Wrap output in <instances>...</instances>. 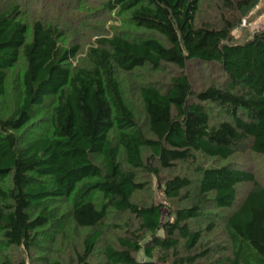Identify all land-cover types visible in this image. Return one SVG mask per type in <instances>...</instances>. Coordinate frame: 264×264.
<instances>
[{"label": "trees", "instance_id": "16d2710c", "mask_svg": "<svg viewBox=\"0 0 264 264\" xmlns=\"http://www.w3.org/2000/svg\"><path fill=\"white\" fill-rule=\"evenodd\" d=\"M18 2L0 5V264L43 237L40 264H264V185L236 161L264 159V28L235 37L260 0H103L115 25L78 64L77 38Z\"/></svg>", "mask_w": 264, "mask_h": 264}, {"label": "rangeland", "instance_id": "374dc122", "mask_svg": "<svg viewBox=\"0 0 264 264\" xmlns=\"http://www.w3.org/2000/svg\"><path fill=\"white\" fill-rule=\"evenodd\" d=\"M12 0H0V5H8ZM19 5H20V12H21V20L24 21L25 23H27V25L29 27L32 26L33 22L37 21V20H42L43 22H48V21H56L58 22L61 28H63L64 30H68V33L71 35V37L74 39V37L77 38V41H79L82 44V48L84 49L83 52L81 53L76 60V63H81L83 62V58L85 55V52L87 50V48L89 47L88 44V40L85 39L90 38L91 41H94L96 39V32L99 30H103V27H108L111 28L113 27V23H115V21L113 20L112 22H108V19L111 18L112 15L114 14H110V16H107V14H109L108 12H106V10H103L102 8L103 5V0H89V2L85 5L87 6H81L78 7L74 12L73 15L72 14H67L68 17L64 16V13L62 12L60 7H56V4L51 3L49 0H18ZM210 13H207L205 15L206 19H210L212 21L213 18H215L214 10L211 8ZM63 14H60V13ZM87 13V14H85ZM77 14V15H75ZM84 15L87 16H92L93 20H92V24L91 26H88V28L84 27V21L81 17H83ZM95 17V18H94ZM116 16H112V18H115ZM247 20L251 21V22H247V20H244L242 27H240L239 29L241 31H236L235 32V37L240 39L241 37L245 36L247 33H253L254 31L260 30L262 28H264V0H260V2L258 3L257 7L250 13V16L246 18ZM117 21H122L121 19L117 20ZM119 24V22H116ZM113 24V25H112ZM194 70V69H193ZM191 69L190 72H192L191 77L193 79V83L195 86V90L199 91L201 89L206 88L207 84H208V80L202 78L201 73L199 71H193ZM16 75L14 73H12L10 75V81H13L14 77ZM12 82H9V89L12 87ZM10 96V94H9ZM12 107V103L10 100V97L5 98V99H0V113H4V108L5 107ZM3 108V109H2ZM241 161L242 163H239L242 167H246L247 169H251V171H253V173L255 175H257V179L258 182L262 185H264V159L263 158H258L257 156L251 154H241L238 156V158L236 159V161ZM200 163H202V166H208L211 164H221L220 162H216L213 161L211 159H205L202 158ZM179 171H181V173L185 174L187 172V174L190 176V178L195 179L196 178V174H193V166L189 167V166H184V164H180L179 167L177 168ZM178 173V171L176 172ZM252 184H247L242 186L241 192L243 194H245L249 189L252 188ZM153 190L148 191L147 192H152V198L156 203H165V198L164 195H162V191L158 188V184L156 181H154L153 184ZM245 192V193H244ZM71 205V201L70 200H66V201H61L60 202V207L65 209L67 207H69ZM167 209H163V216L165 217L167 215ZM59 232V231H58ZM108 234H113L114 232L111 231H107ZM56 236L58 241H60V243L62 244V234L61 232L57 233L54 232L52 237ZM115 235H112V237L114 238ZM108 238V236H107ZM223 239V236H222ZM49 239L43 237L41 241H43V245H45V248L42 247L40 249H33L32 251V256L29 257L27 259L29 264H40V261L38 259H41L45 256H47L48 254L47 249H49V247L47 246L49 243L47 242ZM222 241V240H221ZM57 244L55 245V249H56ZM68 247V245H67ZM61 249V252H59L57 254L61 255L62 257H66V255L69 253V249H63V248H58ZM56 250L59 251V250ZM63 250V251H62ZM22 251L17 250L16 254H20ZM50 255V254H49ZM57 256L55 254H53L52 260L57 259Z\"/></svg>", "mask_w": 264, "mask_h": 264}]
</instances>
